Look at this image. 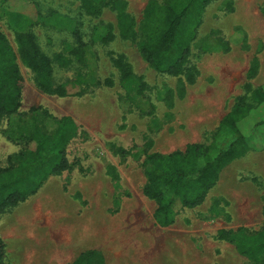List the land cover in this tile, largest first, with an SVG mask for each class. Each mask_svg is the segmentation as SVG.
Instances as JSON below:
<instances>
[{
    "label": "rangeland",
    "instance_id": "obj_1",
    "mask_svg": "<svg viewBox=\"0 0 264 264\" xmlns=\"http://www.w3.org/2000/svg\"><path fill=\"white\" fill-rule=\"evenodd\" d=\"M168 1L8 0L0 9V33L13 47L23 79L21 108L0 118V172L29 153L36 130L52 136L63 117L78 127L66 146L70 171L50 177L12 213L28 218L22 227L37 233L42 217L58 211L51 194L63 189L73 198L68 206L75 221L84 217L85 237L89 220L92 240H104L110 252L116 246V264H254L219 237L220 231L264 226V187L250 178L249 153L223 170L202 206L180 211L169 228L156 224V203L143 194L144 160L190 144L208 147L242 97L253 113L241 129L256 138L253 151L264 149V107L253 99L254 90L264 88V0H196L188 22L198 27L182 76L156 72L138 48L148 5ZM116 2L126 6L125 28L118 24ZM27 33L52 61L54 86L64 94L38 87L20 39ZM117 61L130 69V78L122 80ZM218 141L225 146L229 137Z\"/></svg>",
    "mask_w": 264,
    "mask_h": 264
},
{
    "label": "trees",
    "instance_id": "obj_2",
    "mask_svg": "<svg viewBox=\"0 0 264 264\" xmlns=\"http://www.w3.org/2000/svg\"><path fill=\"white\" fill-rule=\"evenodd\" d=\"M195 1L170 0L163 5L154 2L148 5L140 28L143 38L138 48L143 60L156 72L171 76L185 74L198 27L188 22ZM7 2L0 0V9ZM113 6L119 13V26L125 28L129 19L124 12L125 4L116 2ZM20 39L27 44L23 50L25 60L37 77L38 87L44 92L64 94L62 88L54 86L53 63L41 52L34 36L27 33L20 35ZM116 65L122 80L130 78L128 67L120 61ZM257 68L256 61L249 70L250 78L255 76ZM22 82L13 47L6 36L0 33V118L12 116L21 108ZM253 99L262 107L264 88H257ZM34 111L35 108L31 109V112ZM252 113L253 108L247 106L242 97L223 118L214 142L208 147L190 144L184 151L145 156L146 185L143 194L156 203L154 220L159 227L169 228L175 224L180 211L202 206L216 187L222 171L257 148L254 146L256 138H250L241 129V124ZM56 124L58 129L52 136L36 130L30 140L29 153L20 157L16 167L0 172V216L37 194L50 177L70 171L66 146L78 127L70 117H63ZM224 135L229 137V142L220 146L218 139ZM116 188L119 185H115ZM219 237L227 238L239 255L248 261L254 264L264 262V227L257 232H249L245 227L220 231ZM0 264H5V244L1 236ZM72 264H105V259L100 252L90 250L81 254Z\"/></svg>",
    "mask_w": 264,
    "mask_h": 264
},
{
    "label": "crops",
    "instance_id": "obj_3",
    "mask_svg": "<svg viewBox=\"0 0 264 264\" xmlns=\"http://www.w3.org/2000/svg\"><path fill=\"white\" fill-rule=\"evenodd\" d=\"M246 158L247 156L241 159ZM248 158L251 163L248 168V171L251 173L250 178H257L259 185L264 187V149L258 152H249ZM232 164L233 163L226 168L230 167ZM222 178L223 171L214 189L219 186ZM43 187L37 194L44 189ZM64 192L63 189H60L51 194L52 203L58 204L59 206L58 211L55 210L50 215L42 217L40 230L37 233H35L34 230L28 231V226L22 227L25 225L24 223L29 224L28 218L21 220V217L19 218L20 214L12 213L14 209L26 203L37 194L31 196L26 202L21 203L19 206L9 209L0 216V236L5 244V259L10 260V264H72L81 254L90 250L100 252L104 256L105 264H116V257L113 258V252L116 250V246H114L110 252V250L102 247L105 242L104 240H92L89 234V220H87L88 234L85 237L84 217L80 218L79 221H75V215L68 206L73 198L70 195H66ZM240 208H242V206ZM259 214L264 220V191ZM177 217L178 215L176 219ZM33 225L34 224L31 225L32 229ZM92 242H95L97 245H92ZM123 257H125L124 253Z\"/></svg>",
    "mask_w": 264,
    "mask_h": 264
}]
</instances>
